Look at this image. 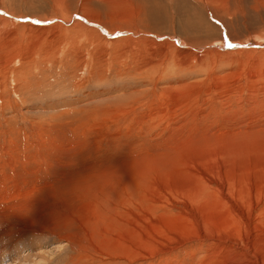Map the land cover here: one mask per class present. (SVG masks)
I'll use <instances>...</instances> for the list:
<instances>
[{"label":"rangeland","instance_id":"374dc122","mask_svg":"<svg viewBox=\"0 0 264 264\" xmlns=\"http://www.w3.org/2000/svg\"><path fill=\"white\" fill-rule=\"evenodd\" d=\"M258 4L0 0V264H264Z\"/></svg>","mask_w":264,"mask_h":264},{"label":"bare ground","instance_id":"6f19581e","mask_svg":"<svg viewBox=\"0 0 264 264\" xmlns=\"http://www.w3.org/2000/svg\"><path fill=\"white\" fill-rule=\"evenodd\" d=\"M132 1H134V2H136V4H137V6H138V8H139V10L140 11H142L144 14L141 16V18L143 19V20H147V19H149V18H151L152 19V21L153 22H157V21H159L160 19H162V18H164L165 16H167L166 17V19L167 18H171V20H173V21H176L177 20V23L178 22H181V27L182 28H191L192 26L194 27V26H196V24L194 25L193 23L195 22V21H193L195 18H196V15H197V13H196V7H197V5H196V3L197 2H200V0H132ZM203 1H205L206 2V5H207V7L206 8H209L210 6H217V4L218 5H222L223 6V9H225V7H227L228 5H229V3H233L234 5H237L238 6V13L239 14H244V13H246L245 15H247L248 17H252L251 15H250V13H255V11L259 8V7H263V6H259V1H261V0H228V2L227 1H225V0H203ZM248 2V4H245V3H247ZM94 4H90V6H93ZM203 5H205V3L203 2V4H202V6ZM210 5V6H209ZM201 6V5H200ZM218 7V6H217ZM201 8V7H200ZM206 8H204L203 7V9L201 8V12H204V10L206 9ZM211 10H212V12L214 11V9H216V8H210ZM222 11V10H221ZM228 11V10H227ZM233 11V10H232ZM231 11V12H232ZM210 12V11H209ZM225 12V11H224ZM211 13V12H210ZM227 13V12H226ZM228 13H230V12H228ZM233 14V13H232ZM237 14V13H236ZM256 14V13H255ZM206 15V14H205ZM254 15V14H253ZM257 15V14H256ZM189 16H191V17H189ZM258 16V15H257ZM185 17H186V19H185ZM188 17V18H187ZM205 17V16H204ZM200 18H202V17H200ZM198 19V18H197ZM207 19H209V18H207ZM202 20V19H201ZM200 21V20H199ZM207 21V20H206ZM202 22V21H201ZM201 22L199 23V24H201ZM204 23H206V22H204ZM180 24V23H179ZM207 24V23H206ZM210 24V23H209ZM208 25V24H207ZM198 26V25H197ZM192 27V28H193ZM211 27V26H210ZM188 29H185V33H186V31H190V30H188ZM184 30V29H183ZM187 34V33H186ZM91 40V39H90ZM182 41V40H181ZM236 164V163H235ZM260 165V164H259ZM263 166V165H262ZM199 169V168H198ZM251 169V168H250ZM260 169V168H259ZM260 170H264V169H260ZM255 171V170H254ZM258 171V170H257ZM256 171V172H257ZM244 172V171H243ZM260 172V171H259ZM195 173V172H194ZM258 174V173H257ZM263 174V173H262ZM201 176V175H200ZM256 176H259V174L258 175H256ZM261 177V176H260ZM259 179V178H258ZM204 184V183H203ZM219 185V184H218ZM202 186V185H201ZM219 186H221V185H219ZM223 186V185H222ZM264 186V185H263ZM201 188V187H200ZM246 188V187H245ZM258 188V187H257ZM202 189V188H201ZM246 190V189H245ZM247 191H248V189H247ZM255 191V190H254ZM258 191V190H257ZM215 193V192H214ZM221 193V192H220ZM220 193H217V194H220ZM250 193V192H249ZM257 193V192H256ZM263 193V192H262ZM222 194V193H221ZM247 195V194H246ZM246 195H244V197L246 196ZM250 195V194H249ZM255 195V194H254ZM253 195V196H254ZM261 195V194H260ZM260 195H258L257 197H258V200H259V196ZM264 195V194H263ZM262 195V196H263ZM248 196V195H247ZM256 196V195H255ZM255 196H254V198H255ZM227 197V196H226ZM225 197V198H226ZM242 197V196H241ZM257 197H256V199H257ZM246 198V197H245ZM261 198V197H260ZM255 199V203H256V201L258 202V200H256ZM247 200V199H246ZM245 200V201H246ZM253 200V199H252ZM218 201V200H217ZM224 201V200H223ZM248 201V200H247ZM246 201V202H247ZM261 201V200H260ZM220 202V201H219ZM248 202H250V201H248ZM221 203V202H220ZM254 203V204H255ZM262 204V203H261ZM250 205H251V203H250ZM259 205V204H258ZM222 206V205H221ZM220 206V207H221ZM228 208V207H227ZM243 208V207H242ZM252 208H254V207H252ZM239 209V208H238ZM240 209H241V206H240ZM243 210H244V208H243ZM242 210V211H243ZM245 210L246 211H249V212H251L252 211V209H251V211H250V209L248 210V209H246L245 208ZM244 210V211H245ZM242 211H241V213H242ZM228 214V213H227ZM246 214H249L248 212H246L245 214H242V215H245L246 216ZM236 215H238V214H236ZM236 215H234V213H233V216H236ZM227 216V215H226ZM240 216V215H239ZM239 216L237 217V218H239ZM236 217H235V222H236ZM242 218V217H241ZM225 220H226V218H225ZM230 222H231V220H230ZM234 222V223H235ZM224 223V222H223ZM233 223V224H234ZM237 223V222H236ZM227 225V224H226ZM229 225V224H228ZM223 227V226H222ZM264 233V232H263ZM250 247V246H249ZM254 248H255V246H254ZM258 248H260V247H258ZM245 249V248H244Z\"/></svg>","mask_w":264,"mask_h":264},{"label":"snow or ice","instance_id":"6c2138e0","mask_svg":"<svg viewBox=\"0 0 264 264\" xmlns=\"http://www.w3.org/2000/svg\"><path fill=\"white\" fill-rule=\"evenodd\" d=\"M229 47H232V45H229Z\"/></svg>","mask_w":264,"mask_h":264}]
</instances>
